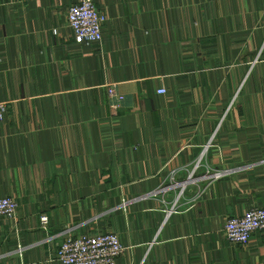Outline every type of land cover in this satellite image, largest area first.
I'll list each match as a JSON object with an SVG mask.
<instances>
[{"label": "crops", "instance_id": "0c3cea01", "mask_svg": "<svg viewBox=\"0 0 264 264\" xmlns=\"http://www.w3.org/2000/svg\"><path fill=\"white\" fill-rule=\"evenodd\" d=\"M94 1L85 45L71 0H0V264L107 231L115 264H264V233H222L264 207V0Z\"/></svg>", "mask_w": 264, "mask_h": 264}, {"label": "built area", "instance_id": "2783aa9c", "mask_svg": "<svg viewBox=\"0 0 264 264\" xmlns=\"http://www.w3.org/2000/svg\"><path fill=\"white\" fill-rule=\"evenodd\" d=\"M106 16L97 9L94 0H71L67 11V26L78 44H96L102 41V27ZM107 95L114 100L111 112L115 113L123 96L112 85L107 86ZM7 112V103L0 102V120ZM212 177H220L221 172H213ZM18 203L11 197L0 198V217L14 218ZM46 229L47 216L40 217ZM256 231L264 233V207H253L241 216L227 217L222 233L231 244H246ZM125 250L118 235L107 231L94 235H65L58 248L56 259L60 264H115Z\"/></svg>", "mask_w": 264, "mask_h": 264}]
</instances>
